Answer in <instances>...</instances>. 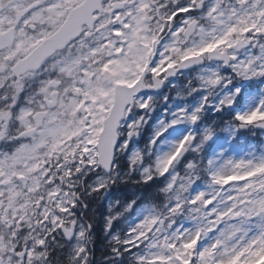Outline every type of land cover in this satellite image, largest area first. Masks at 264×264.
Returning <instances> with one entry per match:
<instances>
[{
    "label": "snow or ice",
    "instance_id": "snow-or-ice-1",
    "mask_svg": "<svg viewBox=\"0 0 264 264\" xmlns=\"http://www.w3.org/2000/svg\"><path fill=\"white\" fill-rule=\"evenodd\" d=\"M0 264H264V0H0Z\"/></svg>",
    "mask_w": 264,
    "mask_h": 264
}]
</instances>
